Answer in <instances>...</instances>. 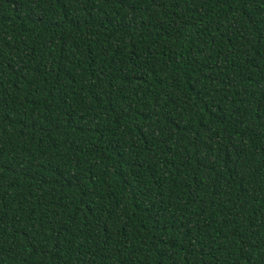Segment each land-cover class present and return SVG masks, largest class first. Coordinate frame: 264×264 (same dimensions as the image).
Listing matches in <instances>:
<instances>
[{"label": "trees", "instance_id": "16d2710c", "mask_svg": "<svg viewBox=\"0 0 264 264\" xmlns=\"http://www.w3.org/2000/svg\"><path fill=\"white\" fill-rule=\"evenodd\" d=\"M0 264H264V0H0Z\"/></svg>", "mask_w": 264, "mask_h": 264}]
</instances>
